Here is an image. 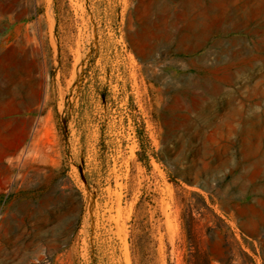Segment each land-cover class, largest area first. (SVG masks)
Listing matches in <instances>:
<instances>
[{
	"label": "rangeland",
	"instance_id": "rangeland-1",
	"mask_svg": "<svg viewBox=\"0 0 264 264\" xmlns=\"http://www.w3.org/2000/svg\"><path fill=\"white\" fill-rule=\"evenodd\" d=\"M257 3L0 0V264H264Z\"/></svg>",
	"mask_w": 264,
	"mask_h": 264
},
{
	"label": "crops",
	"instance_id": "crops-1",
	"mask_svg": "<svg viewBox=\"0 0 264 264\" xmlns=\"http://www.w3.org/2000/svg\"><path fill=\"white\" fill-rule=\"evenodd\" d=\"M211 1L213 3L212 5L204 6L202 4H199L198 0H182V4L185 7V11H186L187 15L190 14L188 16H191V15L194 16V18L191 17L188 20H186V22H185L186 23V30H187L185 38L197 37V32H199L201 29V28L199 29V25L203 24V25L207 26L208 21H214V16L216 17L217 14L219 15L218 9L216 8V10H214V0H211ZM214 11H215V13H214ZM203 15H206V18H204ZM221 15L224 18H223V21L221 22V25L219 26V28H221L223 31H227V29L223 27L225 23L229 24V26L233 25L236 28L234 19H233V17H231V14H230V18H228L230 20H228V21L224 20V19H227V17H225V16H227L226 13L221 14ZM197 17L199 19H197ZM206 28L207 27H203L202 29L206 31L207 30ZM191 30L193 31V35H191L189 33ZM211 30H212V27L209 28V31H211Z\"/></svg>",
	"mask_w": 264,
	"mask_h": 264
},
{
	"label": "bare ground",
	"instance_id": "bare-ground-1",
	"mask_svg": "<svg viewBox=\"0 0 264 264\" xmlns=\"http://www.w3.org/2000/svg\"><path fill=\"white\" fill-rule=\"evenodd\" d=\"M257 5V8L256 9H253V11L255 12V14H260V15H262V18H263V22H264V0H260V3H257L256 4ZM247 6V5H246ZM253 11H251L252 13H253ZM250 12V13H251ZM214 13H215V11H214ZM219 13H221V14H225L226 12L225 11H220ZM244 15V12L243 11H241V10H239V11H235V9L232 11V14H231V17H233V19H234V22H235V26L236 27H240V22H241V20H240V18L242 17ZM163 33H165V34H163L162 35V37L164 36V37H166L167 35H168V32H167V30H166V28L164 29V32ZM161 37V36H160ZM205 39V38H204ZM165 40V39H164ZM168 40V39H167ZM183 40V39H182ZM199 40V39H198ZM194 41H196V40H194ZM184 42H185V44H187V45H192V44H194V42L191 44V38H184ZM200 42V41H199ZM183 44V43H182ZM199 45V44H198ZM201 45V44H200ZM179 47H181V44H180V46ZM185 48V47H184ZM183 48V49H184ZM187 48H188V46H187ZM189 48H190V46H189ZM192 49V48H191ZM229 70V69H228ZM205 91V90H204Z\"/></svg>",
	"mask_w": 264,
	"mask_h": 264
},
{
	"label": "trees",
	"instance_id": "trees-1",
	"mask_svg": "<svg viewBox=\"0 0 264 264\" xmlns=\"http://www.w3.org/2000/svg\"><path fill=\"white\" fill-rule=\"evenodd\" d=\"M143 144V143H142Z\"/></svg>",
	"mask_w": 264,
	"mask_h": 264
}]
</instances>
